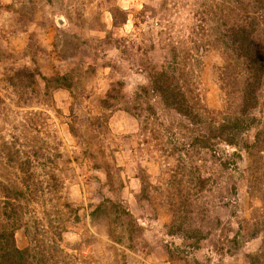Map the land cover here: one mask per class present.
Returning <instances> with one entry per match:
<instances>
[{
    "label": "rangeland",
    "instance_id": "obj_1",
    "mask_svg": "<svg viewBox=\"0 0 264 264\" xmlns=\"http://www.w3.org/2000/svg\"><path fill=\"white\" fill-rule=\"evenodd\" d=\"M0 264H264V0H0Z\"/></svg>",
    "mask_w": 264,
    "mask_h": 264
}]
</instances>
